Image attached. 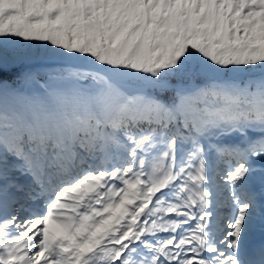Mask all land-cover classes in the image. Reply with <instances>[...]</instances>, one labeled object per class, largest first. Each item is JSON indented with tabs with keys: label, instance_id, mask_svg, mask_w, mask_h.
<instances>
[{
	"label": "snow or ice",
	"instance_id": "snow-or-ice-1",
	"mask_svg": "<svg viewBox=\"0 0 264 264\" xmlns=\"http://www.w3.org/2000/svg\"><path fill=\"white\" fill-rule=\"evenodd\" d=\"M0 264H264V0H0Z\"/></svg>",
	"mask_w": 264,
	"mask_h": 264
}]
</instances>
